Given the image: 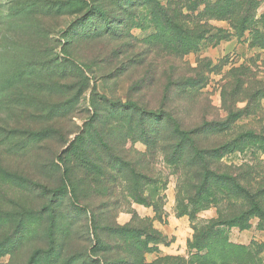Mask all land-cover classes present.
Returning a JSON list of instances; mask_svg holds the SVG:
<instances>
[{
    "label": "rangeland",
    "instance_id": "374dc122",
    "mask_svg": "<svg viewBox=\"0 0 264 264\" xmlns=\"http://www.w3.org/2000/svg\"><path fill=\"white\" fill-rule=\"evenodd\" d=\"M255 205L264 0H0V264H264Z\"/></svg>",
    "mask_w": 264,
    "mask_h": 264
},
{
    "label": "trees",
    "instance_id": "16d2710c",
    "mask_svg": "<svg viewBox=\"0 0 264 264\" xmlns=\"http://www.w3.org/2000/svg\"><path fill=\"white\" fill-rule=\"evenodd\" d=\"M247 6H248V8H247V10L245 11V13L247 14V15H249V14H251L252 12L251 11H253V9L255 8L254 7V3H252V2H248V4H247ZM249 136H251V137H255L253 134H250ZM230 178H228V180H229ZM230 181H231V179H230ZM243 191V190H242ZM253 209H255L257 212H258V214H259V218H262V216L264 215V211L261 209V208H259L257 205H255L254 207H253ZM250 215L251 214H246L245 216H243V217H241V218H237V219H233V220H231L230 222H227V223H225V225L227 226V225H231V226H237V225H235V224H237V223H239V225H241V227L243 228L244 226H242L243 224V220L244 219H246L247 220V218L248 217H250ZM246 217V218H245ZM217 225H219V224H216V226ZM220 225H223V224H220ZM212 230V228L210 227V228H208V232L209 231H211ZM233 245V244H232ZM231 247H235V245H233V246H231ZM237 250H240V249H245L243 246H236L235 247ZM246 254L248 255V256H251L252 254L250 253V251H247L246 252ZM232 258L234 259V257L232 256ZM223 258H222V256L220 255V257H218V260H222ZM258 261V260H257ZM235 264H238V263H235Z\"/></svg>",
    "mask_w": 264,
    "mask_h": 264
}]
</instances>
